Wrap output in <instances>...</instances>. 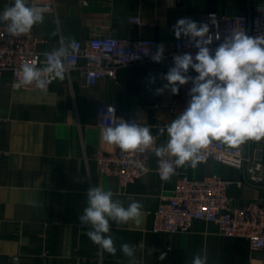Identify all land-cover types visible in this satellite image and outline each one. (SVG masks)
I'll return each mask as SVG.
<instances>
[{"label":"crops","instance_id":"0c3cea01","mask_svg":"<svg viewBox=\"0 0 264 264\" xmlns=\"http://www.w3.org/2000/svg\"><path fill=\"white\" fill-rule=\"evenodd\" d=\"M14 0H0V13ZM264 0H28L50 5L42 24L33 26L41 37L38 50L52 51L62 38L82 43L93 36L124 39L152 37L173 48V25L180 18L196 20L200 14H251ZM137 18L139 21H134ZM55 33V35L53 34ZM169 70L168 57L124 66L115 78H99L88 85L79 70L48 85L47 90L15 87L5 72L0 84V264H191L194 255L207 252V264H264V247L252 248L247 238L227 236L205 220H195L188 231L162 233L152 230L161 195L171 194L177 174L162 181L156 172L158 158L151 155L145 174L122 185L115 175L101 174L94 159L96 148L117 149L103 141L97 107L109 103L120 114L135 115L154 132L158 147L168 139L158 136L157 125L166 127L179 114L168 104L172 95L160 76ZM193 73L194 70H192ZM196 74V73H195ZM197 75V74H196ZM155 77V83L150 82ZM180 90V89H179ZM246 155L259 149L264 159V139L239 145ZM194 178L218 174L235 183L228 189L232 205L258 201L264 205V183H255L243 168L209 159L196 168L178 167ZM94 186L111 190L125 207L133 200L143 205L139 224L110 222L115 255L93 244L78 217L87 206L86 192ZM122 243L135 247L129 258ZM161 252L166 259L159 260ZM17 256L18 260L13 257ZM81 261V263H80Z\"/></svg>","mask_w":264,"mask_h":264},{"label":"clouds","instance_id":"9594fccd","mask_svg":"<svg viewBox=\"0 0 264 264\" xmlns=\"http://www.w3.org/2000/svg\"><path fill=\"white\" fill-rule=\"evenodd\" d=\"M52 11L50 5H29L28 0H14L0 13V23H5L12 37L26 35L34 25L42 24L45 14ZM214 22V21H213ZM177 39L186 38L187 46L195 48V54L185 52L173 56V66L160 78L166 81L156 89L162 95L165 90L178 95L180 86L191 83L187 95V107L166 127L157 125V135L167 132L166 143L155 148L162 181H168L175 168L190 163L196 168L201 160V150L213 141L229 147H237L248 140L264 139V33L249 35L245 30L232 28L221 38L210 31L208 23L191 18H180L173 25ZM55 35V33H53ZM214 41L217 46L212 47ZM79 51L73 37L62 38L59 47L45 52L46 63L38 61L21 65L19 72L23 85L47 90L54 79L63 81L72 65L68 58ZM164 45H156L153 62L165 59ZM190 70L197 74L190 75ZM156 78L150 77L155 83ZM134 121L114 116L101 130L104 142L125 152H145L152 148L155 137L151 129ZM175 158V159H171ZM114 193L102 186L87 190V206L78 219L82 226H90L86 232L91 242L111 255L116 254L111 224H127L130 220L139 224L143 205L133 200L127 207L113 199ZM120 251L127 257L135 256V247L122 243ZM161 252L158 259H166ZM207 252L194 255L191 264H207Z\"/></svg>","mask_w":264,"mask_h":264},{"label":"built area","instance_id":"2783aa9c","mask_svg":"<svg viewBox=\"0 0 264 264\" xmlns=\"http://www.w3.org/2000/svg\"><path fill=\"white\" fill-rule=\"evenodd\" d=\"M133 20L139 21L137 18ZM195 21L208 23L210 31L221 38L232 28L245 30L249 35H258L264 33V3L258 4L251 14L206 12L200 14ZM41 40L33 28L26 35L12 37L7 33L6 24L0 23V84L3 82L4 73L9 72L13 86L35 88L34 84L23 85L19 69L21 65L30 64L34 59L38 61V67L46 63L43 54L51 51L38 50ZM76 41L79 51L68 58L67 63L73 67L68 69L66 76L71 79V72L79 70L85 76L88 85L94 84L104 76L115 78L118 70L124 66L152 61L151 55L156 51L157 45V40L152 37L124 39L114 35L93 36L86 43ZM217 43L214 41L212 47L215 48ZM196 51L195 48L187 46L186 38L182 37L176 38L173 48L164 55L168 57L170 68L173 66V56L185 52L195 54ZM190 75L196 74L190 70ZM56 80H52L51 83ZM191 87V83L180 86L179 94L170 99L168 107L172 112L180 114L187 107L189 99L187 93ZM114 116L129 122L138 119L135 115L120 114L117 107L112 104L98 105L97 119L100 125L107 127ZM139 123L151 129L149 124L140 121ZM2 128L3 120L0 118V138ZM151 134L155 137L154 144L143 153L125 152L119 148L114 151L96 148L94 159L98 171L104 175L117 176L122 185L142 177L148 169L151 155L158 147L152 130ZM200 156V162L214 159L237 168H242L246 163L249 179L255 183H264V159L259 149L245 155L240 146L229 147L220 141H213L207 148L201 150ZM156 172L161 177L159 165ZM174 174L178 176L175 188L171 194L161 195L158 208L154 212L152 226L154 232H184L190 230L195 220H205L213 223L224 235L247 238L252 248L264 247L263 204L249 201L242 205H232L228 189L235 182L216 173L194 178L175 168ZM13 259L18 260V257L14 256Z\"/></svg>","mask_w":264,"mask_h":264},{"label":"water","instance_id":"95a60500","mask_svg":"<svg viewBox=\"0 0 264 264\" xmlns=\"http://www.w3.org/2000/svg\"><path fill=\"white\" fill-rule=\"evenodd\" d=\"M244 154H245V152H244ZM245 155H246V154H245ZM242 168H243L244 171H246V163H244V165H243Z\"/></svg>","mask_w":264,"mask_h":264}]
</instances>
